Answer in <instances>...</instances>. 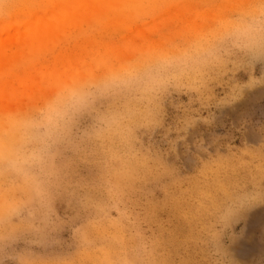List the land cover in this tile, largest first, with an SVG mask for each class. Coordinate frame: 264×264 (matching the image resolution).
<instances>
[{
	"label": "rangeland",
	"instance_id": "1",
	"mask_svg": "<svg viewBox=\"0 0 264 264\" xmlns=\"http://www.w3.org/2000/svg\"><path fill=\"white\" fill-rule=\"evenodd\" d=\"M255 19L264 0H0V264H264V26L232 37Z\"/></svg>",
	"mask_w": 264,
	"mask_h": 264
},
{
	"label": "clouds",
	"instance_id": "2",
	"mask_svg": "<svg viewBox=\"0 0 264 264\" xmlns=\"http://www.w3.org/2000/svg\"><path fill=\"white\" fill-rule=\"evenodd\" d=\"M262 26H264V22L259 19L248 23H240L233 29L232 37L236 40L248 39L253 33H258ZM132 74V72L126 73L129 76ZM115 79L117 78H114V82ZM85 98L82 93L69 91L66 96L47 105L41 110L40 120L28 126L32 129V138L37 140L50 138L60 128L61 124L68 119L70 112L78 109L84 103ZM15 157V159L9 160V163L13 165L28 163L30 159V157H25L21 152H17ZM4 159L3 147L0 145V161Z\"/></svg>",
	"mask_w": 264,
	"mask_h": 264
}]
</instances>
